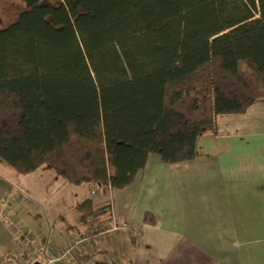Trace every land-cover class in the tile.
I'll use <instances>...</instances> for the list:
<instances>
[{"label": "trees", "instance_id": "16d2710c", "mask_svg": "<svg viewBox=\"0 0 264 264\" xmlns=\"http://www.w3.org/2000/svg\"><path fill=\"white\" fill-rule=\"evenodd\" d=\"M22 2L0 28V162L20 174L48 163L67 183L125 188L151 154L193 160L217 115L264 97V0ZM75 210L66 229L95 233L112 208Z\"/></svg>", "mask_w": 264, "mask_h": 264}, {"label": "crops", "instance_id": "0c3cea01", "mask_svg": "<svg viewBox=\"0 0 264 264\" xmlns=\"http://www.w3.org/2000/svg\"><path fill=\"white\" fill-rule=\"evenodd\" d=\"M216 122L215 132L198 136L193 160L166 164L150 155L128 187L101 188L93 195L87 182L63 179L56 185L59 190L69 185L60 196L67 209L92 197L97 205L109 204L121 225L105 231L95 253L81 264H264V97L243 113L217 115ZM43 165L28 174L42 171L45 182L54 179L52 168ZM5 166L0 162V210L15 199V206L19 203L14 183L19 173ZM145 212L157 223H143ZM5 217L0 211V264H16L11 255L18 237ZM18 218L43 246L58 236L35 231L23 215ZM126 221L139 232L122 226ZM77 222L75 210L72 222L60 221L55 228H63L64 238L67 226Z\"/></svg>", "mask_w": 264, "mask_h": 264}, {"label": "rangeland", "instance_id": "374dc122", "mask_svg": "<svg viewBox=\"0 0 264 264\" xmlns=\"http://www.w3.org/2000/svg\"><path fill=\"white\" fill-rule=\"evenodd\" d=\"M23 7L22 0H0V28L5 27L9 22L14 20L16 11ZM151 155L158 156L157 154ZM6 166V168H9V165ZM43 166L52 168L51 170H53L55 176H53L54 179L45 182L42 178V171H39V173H19L15 175V181L17 180L14 182L16 183L15 193L18 195L19 203L13 208L12 212L16 215H23L24 219H27L33 225L35 231L38 230L45 232V234L59 236L64 230L63 228L58 230L55 227L58 226L60 221H63L64 224L72 222L75 210L70 207L67 209L66 201L63 203L65 198L60 197L61 192L65 190L63 188L69 185L64 183L66 185L59 190L56 185L64 182L63 177L48 163H45ZM5 207L1 208L4 209ZM51 225L53 228L50 229ZM67 232L72 231L68 229ZM35 258L38 260L43 259L42 255H38Z\"/></svg>", "mask_w": 264, "mask_h": 264}, {"label": "built area", "instance_id": "2783aa9c", "mask_svg": "<svg viewBox=\"0 0 264 264\" xmlns=\"http://www.w3.org/2000/svg\"><path fill=\"white\" fill-rule=\"evenodd\" d=\"M100 190L101 188H94L92 194L98 195ZM16 201L15 199L13 204L0 210L6 213V222L11 231L18 237V242L11 255L16 264H33L36 261L39 264H81L82 255L94 243L99 242L105 231L115 230L121 226L117 222L114 212L111 211V218L98 226L95 233L68 232L64 238L55 236L48 241L46 246H43L39 243L35 233L19 220L18 215L12 212ZM122 226L130 228L132 232H139V226L135 223L126 221L123 222ZM38 255H42L43 259H31Z\"/></svg>", "mask_w": 264, "mask_h": 264}, {"label": "water", "instance_id": "95a60500", "mask_svg": "<svg viewBox=\"0 0 264 264\" xmlns=\"http://www.w3.org/2000/svg\"><path fill=\"white\" fill-rule=\"evenodd\" d=\"M33 264H39V262H38V261H36V262H34Z\"/></svg>", "mask_w": 264, "mask_h": 264}]
</instances>
